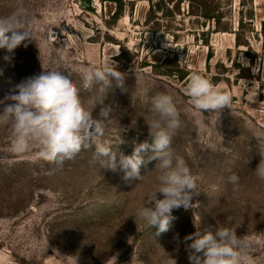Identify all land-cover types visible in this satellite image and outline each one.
<instances>
[{
    "label": "rangeland",
    "instance_id": "374dc122",
    "mask_svg": "<svg viewBox=\"0 0 264 264\" xmlns=\"http://www.w3.org/2000/svg\"><path fill=\"white\" fill-rule=\"evenodd\" d=\"M123 1V16L113 23L118 5L104 0H0V17L26 10L34 38L10 62L0 49V99L45 69L58 70L85 101L105 97L115 114L102 140L130 156L135 144H152L145 121L152 99L169 94L181 120L171 148L197 177L200 194L192 207L174 209L169 230L157 235L134 218L158 184L151 148L142 153V180L128 183L122 169H100L94 148L50 164L35 150L16 153L10 132L0 127V264H167L168 254L189 264L183 238L215 226L245 236L256 264H264V181L254 173L264 73L252 71L264 57V0ZM206 9L220 13L226 30L202 16ZM112 61L124 74L123 87L115 80L106 92L84 87V69ZM193 72L229 92L231 108L197 109L184 91ZM232 173L238 187L228 182Z\"/></svg>",
    "mask_w": 264,
    "mask_h": 264
},
{
    "label": "clouds",
    "instance_id": "9594fccd",
    "mask_svg": "<svg viewBox=\"0 0 264 264\" xmlns=\"http://www.w3.org/2000/svg\"><path fill=\"white\" fill-rule=\"evenodd\" d=\"M32 39L22 6L0 17V49L6 52L4 61L10 62L14 50L22 44L27 47L25 42ZM242 63L244 67L249 66ZM45 70L18 84L13 92L0 99V127L10 132L13 150L20 154L35 150L38 159L62 164L82 149L94 148L93 161L100 169L113 172L122 169L123 179L131 183L142 180L141 166L145 163L142 153L151 148L154 155L150 159L157 161L151 172L156 173L158 184L147 194L134 218L142 219L149 228L155 227L157 235L168 231L174 219L173 210L192 207L193 197L200 194L196 191L197 177L184 157L171 148L172 139L181 128L180 112L173 97L166 93L153 97L151 118L145 120L153 142L151 145L147 141L137 143L133 153L125 156L110 142L102 140L115 114L114 108L104 103L105 97L91 96L85 101L73 80L58 70ZM252 71L264 73V57L259 56ZM80 75L87 89L99 85L106 92L113 80L116 86H124V74L113 61L86 68ZM184 91L202 112L231 108L232 95L218 89L198 72L190 75ZM97 107L99 111L93 115ZM254 137L260 155L254 173L264 181V131ZM228 182L238 187L239 176L232 173ZM183 244L189 264H256L248 240L245 236L238 237L229 227H196L183 238ZM168 256L167 264H177L173 256Z\"/></svg>",
    "mask_w": 264,
    "mask_h": 264
},
{
    "label": "trees",
    "instance_id": "16d2710c",
    "mask_svg": "<svg viewBox=\"0 0 264 264\" xmlns=\"http://www.w3.org/2000/svg\"><path fill=\"white\" fill-rule=\"evenodd\" d=\"M104 1H107V2H110V3H113V4H117L118 7L116 9V11L113 13V15L110 17L111 19V22L113 23H116L118 22L122 16H123V10H124V1L123 0H104ZM203 3V6H205L206 4V0H200V4ZM202 16L205 18V19H215L217 20V29H223V30H226L225 28L226 27H221L219 24L221 23L220 22V19H221V15L219 12L216 11V9H206V11H203L202 12Z\"/></svg>",
    "mask_w": 264,
    "mask_h": 264
}]
</instances>
